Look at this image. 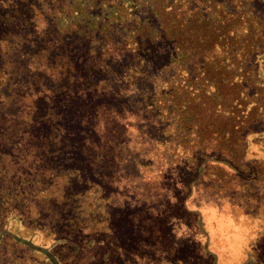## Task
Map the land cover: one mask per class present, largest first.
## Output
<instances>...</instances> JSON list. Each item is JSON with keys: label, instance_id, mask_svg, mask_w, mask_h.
<instances>
[{"label": "trees", "instance_id": "trees-1", "mask_svg": "<svg viewBox=\"0 0 264 264\" xmlns=\"http://www.w3.org/2000/svg\"><path fill=\"white\" fill-rule=\"evenodd\" d=\"M255 5L264 13V0H0V264L177 261L120 235L134 221L115 196L131 190L161 192L151 217L187 220L194 250L178 264H217L203 208L231 210L212 187L249 191L264 175L250 152L264 142L243 136L264 122ZM255 230L245 257L264 264Z\"/></svg>", "mask_w": 264, "mask_h": 264}, {"label": "rangeland", "instance_id": "rangeland-1", "mask_svg": "<svg viewBox=\"0 0 264 264\" xmlns=\"http://www.w3.org/2000/svg\"><path fill=\"white\" fill-rule=\"evenodd\" d=\"M254 9H256V14L264 21V13L261 12L262 8L260 5H255ZM261 106L263 107V105ZM243 136H245L247 141L261 144V142H264V122L251 126L245 130ZM262 145L264 146V144ZM250 152L256 156L255 158H260L264 163V154L262 155L261 152L255 151V149H250ZM261 166L262 174L264 173V167L263 165ZM239 179L246 181V178L243 177ZM251 180H257L259 182L256 181L257 183H253L251 185L252 189L249 188V191H244L242 187L235 188L236 184L234 183H225L228 181L227 177L224 183L218 181V187H215V185L212 187L215 189L213 192L219 191L217 194H219L218 196L221 195L219 202H223L222 208L226 207L231 210L229 214L224 215V218H219L213 208L218 205V200L211 202L212 204H208L207 202V205L203 208L204 213L208 216L206 218L208 223L207 229L212 236L209 247L211 249L213 248V251L218 254V258H216L217 264H235L236 261L240 262L241 260L246 264H259L258 260L246 259L245 257L247 255V249L249 248V246L245 248L246 238L252 232H255V229L259 233L256 239L258 246L252 247L251 252L254 253L257 259L264 260V235H262L264 232V201L259 200V198L264 197V175L258 178L253 177ZM74 181L76 183H82L80 180L77 181V179H74ZM106 181L104 180V182ZM117 182L120 183V181ZM117 182H115V185H110L111 189L109 187L107 193H110V191L114 193L113 189L116 188ZM108 183L109 181L105 184L107 185ZM160 184L167 185L166 188L172 187L177 190H181L183 187L179 180L175 178L169 180L167 177H164ZM126 188L129 189L127 185ZM94 190L98 191L97 188H94ZM121 191V189L118 190L119 193ZM131 192L132 196L130 194H128L129 196H115L114 204L119 205L117 207L119 211H116L117 216H130L133 217L132 220L134 221L128 231L125 229L120 235L125 238L132 237L137 249H152V253L158 254L160 260H163L164 257H174L173 259L177 260L170 264H178L179 258L183 262L187 261L194 250L192 232L188 229L189 224L187 220L181 221L176 209H173V211L165 209L163 212L153 214L152 217L148 214L150 208L147 205L155 200H160L158 196L161 193L160 191L151 193L153 198H147L145 194V196L139 198L138 193L133 190ZM232 199L238 200L234 201ZM124 203L129 204V208L124 209ZM189 206H193V203H189ZM241 206L245 207L242 208ZM134 211L138 213L131 215V212ZM147 218L151 220L150 223H145ZM142 221L144 224H141ZM212 221H217L218 225L221 223L222 229H217L215 226L210 225ZM233 239L236 241L233 242ZM197 242L200 243V241Z\"/></svg>", "mask_w": 264, "mask_h": 264}]
</instances>
